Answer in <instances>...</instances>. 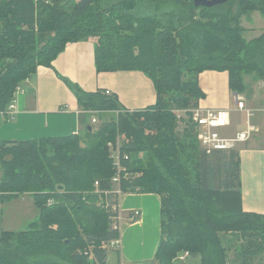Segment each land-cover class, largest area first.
I'll return each mask as SVG.
<instances>
[{
    "label": "trees",
    "instance_id": "trees-1",
    "mask_svg": "<svg viewBox=\"0 0 264 264\" xmlns=\"http://www.w3.org/2000/svg\"><path fill=\"white\" fill-rule=\"evenodd\" d=\"M160 2L179 9H165V21L139 14L141 4L157 9ZM251 11L264 15V0L212 7H195L193 0H0V110L38 66L51 67L68 42L88 39H95L97 72L141 70L157 97L129 111L116 94L85 91L58 74L77 99L81 127L63 136L0 140V205L30 193L38 208L25 229L0 228V264H108L112 248L102 244L119 239V231L94 190L114 194L107 142L118 129L130 138L124 146L130 156L121 162L133 175L121 181L122 192L159 195L160 238L151 264H173L184 251L199 255L200 264H229L228 234L242 239L233 264H264L256 259L264 254V214L241 208L238 150L206 152L193 123L173 111L198 106L203 70L227 71L230 91L239 94L245 74L264 77V32L246 41L239 23ZM114 110L118 116L103 118ZM94 115L102 119L96 130ZM117 202L115 195L108 208Z\"/></svg>",
    "mask_w": 264,
    "mask_h": 264
},
{
    "label": "crops",
    "instance_id": "crops-1",
    "mask_svg": "<svg viewBox=\"0 0 264 264\" xmlns=\"http://www.w3.org/2000/svg\"><path fill=\"white\" fill-rule=\"evenodd\" d=\"M241 25L244 28L243 37L247 36V40L256 38L264 32V15L258 11H251L249 15L245 13L241 17ZM58 74L85 91L109 90L116 94L120 105L129 111L142 110L157 101L153 82L143 71L97 72L94 40L68 42L52 60L51 67L38 66L34 75L19 84L23 92L18 94L14 102L13 118H0V122L4 123L0 126V140L63 136L79 131L81 125L77 99ZM197 80L204 93V97L198 100V106L230 111V125L221 131L222 134L231 136L243 129L248 119L243 111L234 107L228 72L203 70ZM259 80L248 86L244 77L246 89L240 95L246 107L253 111L249 122L258 126V130L249 140L240 143L237 150L241 208L245 212L264 214V79ZM261 87L263 90H260ZM242 116L245 120H242ZM120 196L119 243L109 252L108 264H151L160 238L159 195L123 192V196ZM134 212L137 214L130 218ZM179 255L173 259V264H200L197 254L189 253L182 259Z\"/></svg>",
    "mask_w": 264,
    "mask_h": 264
},
{
    "label": "built area",
    "instance_id": "built-area-1",
    "mask_svg": "<svg viewBox=\"0 0 264 264\" xmlns=\"http://www.w3.org/2000/svg\"><path fill=\"white\" fill-rule=\"evenodd\" d=\"M22 92L23 90L20 88V86H18L14 92V100L9 103L6 109L0 110V116L2 118H13L15 108L14 102L18 94ZM105 93L110 94L111 92L109 90H105ZM232 101L234 107L239 111H243L248 120L243 129L236 131L231 136H226L221 132L230 125L231 119L229 109H214L210 107L197 106L190 109L189 111H181L182 113L178 114L177 117L179 119H181V117L184 119H189L193 123L198 144L206 152L210 153L215 150L229 151L232 149H237L240 143L249 140L252 134L258 130V126L249 122V118L253 115V111L246 107L245 101L239 93H232ZM120 111L121 110L104 112L112 113L115 116H118ZM262 119L264 120V107L262 109ZM91 120L92 122H96L95 117H92ZM107 146L115 169V174L111 178V183L113 184L112 193H114V196L116 195L119 198V196L123 193L120 186L121 181L132 177V174L126 171L121 162L122 159L128 158V154L121 150L118 140L116 142H108ZM97 185L98 182L96 181L95 186L97 187ZM101 193L107 195L110 192L102 191ZM111 211L113 212V215L110 217L111 228L120 231L121 216L118 211V202L112 206ZM136 214L137 212H134L129 217L133 218ZM118 243V239H112L108 242L106 247L116 248ZM85 253L87 254V252ZM188 254V251L181 252L179 258L182 259ZM89 258H91V256H89Z\"/></svg>",
    "mask_w": 264,
    "mask_h": 264
},
{
    "label": "rangeland",
    "instance_id": "rangeland-1",
    "mask_svg": "<svg viewBox=\"0 0 264 264\" xmlns=\"http://www.w3.org/2000/svg\"><path fill=\"white\" fill-rule=\"evenodd\" d=\"M160 3H158L157 9H154L153 8L154 6L149 4V3L141 4L139 6V10H142V11H139L140 12L139 14H147V13L155 14L157 17H160V18H162L163 21H165V20H168L167 16H163L165 9H171V11L179 9L178 6L173 2L170 5V7H167L164 3H161V4ZM232 8H233L234 12L239 11L238 4H236ZM250 13L251 12H247L246 14L249 15ZM239 23L241 25V18H240ZM157 31H159L158 28H157ZM244 35H248V34H244ZM161 38L164 40L165 36L163 35V36H161ZM244 39L247 41V36L246 37L244 36ZM180 48H181V46H178V48L175 49L176 50L175 54L182 52V50H180ZM159 49L160 48L158 47L155 51H159ZM188 76L189 75H185L183 77V79H186ZM243 77L246 78V83L248 84V86L254 84L253 82L255 80L257 82H259L260 81L259 79H264V77H261L260 73L257 71H253L249 74H245ZM260 90H263V88ZM244 94H246V92ZM232 108H233V106H232ZM184 110H186V109H174L173 111L176 115H178V114H181L182 113L181 111H184ZM93 117H95L96 122H92V120H91V124L93 126V130H96L100 126V124L102 123V119L98 115H94ZM110 117H111V115L105 113L103 118H105L106 120H109ZM2 119H4V118H2ZM242 120H245V118L243 117ZM2 125H4V123L0 122V126H2ZM177 131L179 134H181V132H182V125L180 124V122L177 125ZM148 132H149L148 130L145 131V133H148ZM116 134L117 135L113 141L116 142L118 140L121 150L127 153V151L124 150V146L129 142V140H130L129 136L125 132L120 131L119 129L117 130ZM196 140H197V138H196ZM113 141L109 140L108 142H113ZM108 142H107V144H108ZM127 154L130 156L129 153H127ZM109 155H110V152H109ZM136 157L138 158L137 160H139L143 164H145L146 158H145L143 152H139ZM0 176H1V167H0ZM94 186H95V183H94ZM94 192L100 196L98 204H100V205L103 204L104 208L111 210V208H108V207L111 204V200L113 199L114 195L111 194V197H110V196H106L105 194H103L99 191H96V190H94ZM122 196H123V193L120 197H122ZM37 214H38V208L34 204L32 195L30 193L29 194L28 193L23 194L17 199H13L10 202L4 203L2 206L0 205V228L5 229V230H13V231H19V230L25 229L27 227V225L36 218ZM221 236L223 237V234H221ZM224 242L228 246V251H227L228 263L233 264L235 262L236 252L239 250L240 243H242V239L240 237H238V234H228L225 237ZM102 245L107 246L108 243H103ZM90 247H92V246L90 245ZM256 259L264 260V254L259 256Z\"/></svg>",
    "mask_w": 264,
    "mask_h": 264
},
{
    "label": "water",
    "instance_id": "water-1",
    "mask_svg": "<svg viewBox=\"0 0 264 264\" xmlns=\"http://www.w3.org/2000/svg\"><path fill=\"white\" fill-rule=\"evenodd\" d=\"M228 0H193L195 7H212L227 2ZM237 94V92H233Z\"/></svg>",
    "mask_w": 264,
    "mask_h": 264
}]
</instances>
